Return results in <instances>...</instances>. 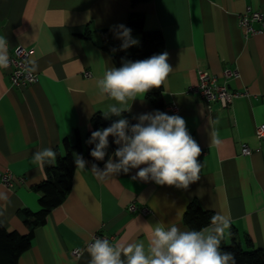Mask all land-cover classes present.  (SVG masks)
<instances>
[{
    "label": "crops",
    "instance_id": "1",
    "mask_svg": "<svg viewBox=\"0 0 264 264\" xmlns=\"http://www.w3.org/2000/svg\"><path fill=\"white\" fill-rule=\"evenodd\" d=\"M248 7L264 13V0H147L134 8L131 0H0V36L9 41V57L17 46L31 48L29 60L39 66L36 81L21 87L11 86L8 68L0 69V193L7 197L0 198V225L7 231L26 234L21 211L40 210L35 187L45 170L32 163L33 153L49 147L63 153L64 140L74 143L76 130L85 148L91 118L104 117L108 105L116 103L96 88L97 79L115 67L99 31L127 26L132 11L143 17L145 30L161 33L173 68L162 85L164 109L159 111L183 117L202 150L200 179L187 190L133 180L138 169L102 179L89 163L86 169L77 167L71 190L35 228L18 264H89L86 244L94 235L112 244L145 240L144 223L190 230L183 215L192 202L230 219L226 244L234 232L242 248L249 240L264 250V138L255 135L264 124V33L244 36L238 20ZM131 34L140 43V34ZM228 69L238 78L225 80ZM200 70L245 94L229 108L219 103L208 108L188 92ZM128 107L108 120L158 110L146 96ZM212 134L220 144L211 143ZM243 144L250 155L241 154ZM6 172L13 175L12 186L1 182ZM130 204L137 211L130 212ZM140 208L150 213L143 215ZM76 249L79 255L72 253Z\"/></svg>",
    "mask_w": 264,
    "mask_h": 264
},
{
    "label": "clouds",
    "instance_id": "2",
    "mask_svg": "<svg viewBox=\"0 0 264 264\" xmlns=\"http://www.w3.org/2000/svg\"><path fill=\"white\" fill-rule=\"evenodd\" d=\"M113 27L114 34L122 41L120 50L139 44L132 37V29L123 24ZM9 46L8 39L0 36V69L10 65ZM168 60V53L162 52L143 60H123L120 67L107 69L97 79L96 88L101 96L116 103L108 105L104 118L120 117L130 111L129 101L161 88L173 71ZM27 64L25 71L29 75L38 70L36 60H28ZM136 119L137 123L130 124L127 118H121L91 133L86 143L94 145L90 155L97 161H105L109 137L118 145L103 169L95 163L91 165L93 174L103 179L138 169L133 180H151L157 185L185 190L200 179L202 165L197 158L202 150L190 135L183 117L155 110L140 114ZM211 143L220 144L215 134L211 135ZM56 157L52 148H44L33 153L32 163L42 169L45 164H55ZM74 164L86 169L88 161L78 155ZM0 198L7 199L2 193ZM230 224V219L220 213L213 215L210 224L199 230H181L176 225L165 226L161 222L144 223L145 240L112 244L107 239L95 238L87 245L89 264H236L234 253L221 249Z\"/></svg>",
    "mask_w": 264,
    "mask_h": 264
},
{
    "label": "trees",
    "instance_id": "3",
    "mask_svg": "<svg viewBox=\"0 0 264 264\" xmlns=\"http://www.w3.org/2000/svg\"><path fill=\"white\" fill-rule=\"evenodd\" d=\"M145 1L147 0H131V7L134 8L138 3ZM126 27L132 29V32L139 33L141 38L138 46H132L127 50H120L122 41L114 34V27L99 31L102 48L108 52L115 67H120L123 60H143L163 52L161 33L159 31L145 30L143 17L140 14L133 11L130 12ZM145 96L156 109H164L162 87L152 89ZM123 118H127L130 124L138 122L136 117L128 114H123ZM111 123L110 120L105 119L101 114H95L91 118L90 130L86 135V141L90 138L93 131L106 128ZM75 138L74 143H70L67 139L64 140L63 153L56 151V163L53 165L45 164L44 166L45 178L35 187L39 194L40 210L34 213L27 209L21 211L28 232L24 235L16 231L9 232L0 225V264H18L20 256L31 246L35 228L43 225L49 213L63 202L72 187L73 176L77 168L74 161L78 158V155H82L90 165L95 163L100 167L118 147L113 142L114 138L109 137L108 155L105 157V161H97L90 155L94 145L85 141V148H83L78 130L75 131ZM213 215L212 212L205 211L198 204L192 202L188 205L183 215V222L190 230H199L210 224ZM246 244L247 249H244L236 243L233 232L231 243L226 244L222 240L221 249L234 253L236 264H264V250L255 248L249 240H247Z\"/></svg>",
    "mask_w": 264,
    "mask_h": 264
},
{
    "label": "built area",
    "instance_id": "4",
    "mask_svg": "<svg viewBox=\"0 0 264 264\" xmlns=\"http://www.w3.org/2000/svg\"><path fill=\"white\" fill-rule=\"evenodd\" d=\"M238 24L243 31L244 36H250L257 33H264V13L252 10L251 8H246L245 12L239 16ZM257 24L258 27H255ZM32 53L31 48H26L23 46H17L13 55L10 57L9 69V79L11 86L21 87L33 84L36 81V73L29 75L25 68L29 65L27 61ZM224 79L238 78V72L236 70H225L223 73ZM188 92L192 94H197L200 98L207 104L208 108L211 107L213 103H219L222 108H229L233 102V99L239 96H243L244 92H236L229 89L226 81L220 83L217 76L210 74L207 71L200 70L198 72V81L195 85L189 86ZM170 110L173 113L178 111L177 106H170ZM255 135L257 138H264V124L257 126L255 130ZM251 149L247 145H242L241 154L250 155ZM1 182L6 186L13 185V175L9 172L2 174ZM130 212L137 211L135 204H130L128 206ZM139 213L147 215L150 213L148 208H140ZM95 238L107 239L108 237L101 234H96L89 240L92 243ZM110 242V240H109ZM74 255H79L80 250H74L72 252Z\"/></svg>",
    "mask_w": 264,
    "mask_h": 264
}]
</instances>
